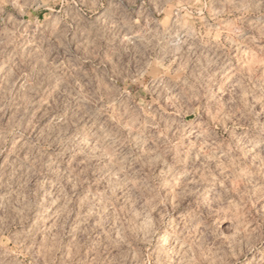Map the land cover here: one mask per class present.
I'll use <instances>...</instances> for the list:
<instances>
[{
	"label": "clouds",
	"instance_id": "9594fccd",
	"mask_svg": "<svg viewBox=\"0 0 264 264\" xmlns=\"http://www.w3.org/2000/svg\"><path fill=\"white\" fill-rule=\"evenodd\" d=\"M105 2L0 0V55L10 49L12 61L7 74L0 75V152L8 150L10 138L9 154L17 161L22 149L36 147L31 125L23 132L14 126V108L31 103L45 112L51 107H45L41 85L30 82L25 69L57 92L72 80V91L83 97L79 90L81 78L87 75L84 63L103 54L102 63L112 65L113 76L120 80L143 82L149 77L146 91L156 98L137 106L136 98L125 95L109 78L112 87L103 102L97 95L84 106L91 151L79 153L89 173L98 174L92 183L105 185L102 195L90 194L100 206L95 216L103 218L113 210L118 215L116 228L103 234L104 247L126 244L127 264H161L160 258L169 252L168 264H264V226L254 216L264 214V136L258 134L264 121V34H254L258 19H253L264 17V0H216L218 7L208 0H126L128 7L101 14V27L90 38L91 25H80ZM57 4L59 11L54 10ZM9 6L26 19L8 13ZM44 9L48 13L37 19L36 13ZM162 16L169 23L162 24ZM74 25L83 37L77 45L83 54L75 56V65L71 59L57 62L59 49L65 57L73 56L68 37ZM249 40L255 49L245 45ZM253 55L261 58L259 75L250 68ZM161 99L174 115L153 107ZM198 105L207 118L198 114L185 120L184 115L194 113ZM107 113L111 119H100ZM69 126L67 119H57L37 141L38 150L51 162L63 158L66 151L78 154L77 148L69 147ZM132 147L138 152L133 153ZM190 158H199L203 166L195 179L185 167ZM21 167L32 171L27 157ZM61 175L65 180L60 205L70 207L69 215L77 213L86 224L85 214L68 195L75 196L76 177L67 178V169ZM118 191L125 195H117ZM32 203L25 197L16 213L21 224L32 212ZM8 208L9 197L0 198L5 228ZM25 226L37 234L50 231L41 228L38 220ZM23 236L13 233L18 248ZM49 243L45 235L41 247ZM0 264L24 261L6 250Z\"/></svg>",
	"mask_w": 264,
	"mask_h": 264
},
{
	"label": "rangeland",
	"instance_id": "374dc122",
	"mask_svg": "<svg viewBox=\"0 0 264 264\" xmlns=\"http://www.w3.org/2000/svg\"><path fill=\"white\" fill-rule=\"evenodd\" d=\"M83 2L84 0H68V3H75L77 5H82ZM201 2H204V0H201ZM208 2L213 7H218L216 0H208ZM125 7H128L126 0H112L111 3H108L106 0L104 7L88 14L86 22L82 23L80 28L91 25L90 38H95L97 30L101 27V20L103 19L101 14L112 15L117 12L118 8ZM59 8L60 6L57 4L54 10L59 11ZM7 12L18 19H26V17H21L18 10L12 6L8 7ZM47 13V9L41 10L36 13V17L43 20ZM205 15L207 16V13ZM97 17H101V19H97ZM253 19H258L254 34H264V17H254ZM161 23H169L168 18L162 16ZM214 35L216 39L220 38L219 32ZM68 40L73 56L65 57L63 54L64 50L59 49L60 56L57 62L63 60L64 63H68L71 59L75 65V56L83 54L82 50L77 47L82 42L83 37L75 25L73 26V32L69 34ZM244 43L248 48L255 49L256 47L250 40ZM261 45L264 46V42H261ZM20 50L18 49V51ZM102 60L103 54L84 63L83 71L87 75L81 78L79 90L85 94L83 97L77 92L72 91L70 87L74 83L72 80H69L67 85L59 86L61 90L57 92L48 89L47 84L42 83L33 71L25 69L30 82L35 80L38 85H41L39 91L43 100L46 101L45 107H51L48 111L41 112L38 111V106L26 103L23 108L17 107L13 109L17 113L13 121L14 126L23 132L24 129L31 125L34 129L33 135L35 137L32 140V145H36V147L30 145L22 149L19 153L20 159L17 161L15 156H10L9 154L11 144L13 143L10 138L8 150L0 152V176H3V179H0V198L9 197L7 216L10 217L8 219V228H5L4 222L0 220V258L4 257L6 250H10L13 254L18 253L24 264H97L98 261H103V264H111L113 261H116L117 264H127L124 260V248L127 247L126 244L123 248L120 245L104 247L103 234L116 228L118 224L117 213L113 210L105 213L103 218L95 216V212L100 206L97 200L90 199V194L102 195L105 185L103 183H92L97 180L98 174L89 173L88 167L84 162V155L79 153L80 149L83 150V153H90L91 151L86 144V141L92 139V137L91 134L86 135L84 131L85 126L88 124V117L84 116V111L86 110L84 106L97 95L103 102V98L108 95V89L112 87L109 78L119 88L125 90V95L130 94L134 96L137 106H142L156 98L153 95L147 94V80L149 77H145L143 82H129L126 79L120 80L113 76L112 65L106 62L102 63ZM11 63L9 49L0 55V67L5 68V72L0 73V75L7 74V70L11 68ZM249 64L250 68L255 70L256 74L259 75L258 69L261 66V58L258 55H253L249 60ZM173 67L176 66L174 65ZM65 89L71 92L72 95H66ZM225 99L227 100L228 97H225ZM153 107H159L166 116L174 115L173 109L166 107V101L163 99L157 100L153 104ZM198 114L207 118V113L202 111L198 105L194 113L185 114L184 119L194 120ZM60 118H65L69 121L70 126L67 129V135L71 137L69 147L77 148L78 154L73 156L70 152L66 151L63 158L51 162L38 150L40 145L37 144V141L49 129L53 128L55 120ZM100 119H111V113L101 116ZM258 128V134L264 136V121L260 122ZM147 135H149L148 130L145 131V136ZM81 141H85V143ZM185 143L187 144L188 141L186 140ZM92 144L93 146L95 145L94 140H92ZM131 150L133 153L138 152L136 147H132ZM25 157L31 162V173H29L26 167H21V162ZM250 162L251 157H249ZM185 167L188 176L195 179L198 178V174L202 171L203 166L199 158H190ZM65 169L70 173L67 178L76 177L74 181L75 196L68 195L77 203L81 214H85L83 218L87 220L86 224L80 222V215L77 213L69 215L70 207L65 209L59 203L61 186L65 180V177L61 173ZM10 193L11 195H9ZM29 193H33L34 195L29 196ZM117 195L124 196L125 193L118 191ZM25 197L33 201L32 212L24 218V223L21 224L16 213L23 208ZM174 199L173 197V201ZM4 215L3 210H0V216ZM155 215L156 212H153V216ZM161 215L163 214L161 213ZM254 216L257 224L264 226V214L254 213ZM98 219H102V222L97 223ZM13 220L16 221L15 225L12 224ZM32 220H38L41 228L49 229L50 231L39 234L33 232L29 227L25 226L29 225ZM221 223H229V221H222ZM85 228L87 229L86 232L83 231ZM21 232H23L24 236L21 238L22 242L18 248L14 242L13 233L19 234ZM45 235L50 238V243L42 248L41 242L45 240ZM117 235L119 236V233ZM101 251H103V255H101ZM168 259L169 257L162 256L160 258L161 264H168Z\"/></svg>",
	"mask_w": 264,
	"mask_h": 264
},
{
	"label": "bare ground",
	"instance_id": "6f19581e",
	"mask_svg": "<svg viewBox=\"0 0 264 264\" xmlns=\"http://www.w3.org/2000/svg\"><path fill=\"white\" fill-rule=\"evenodd\" d=\"M171 256V252L168 253V255H166V257H170Z\"/></svg>",
	"mask_w": 264,
	"mask_h": 264
}]
</instances>
